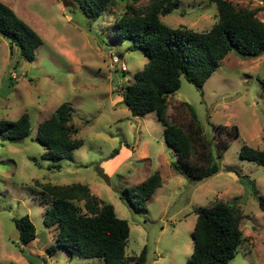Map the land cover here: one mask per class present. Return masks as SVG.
Here are the masks:
<instances>
[{
  "label": "rangeland",
  "instance_id": "374dc122",
  "mask_svg": "<svg viewBox=\"0 0 264 264\" xmlns=\"http://www.w3.org/2000/svg\"><path fill=\"white\" fill-rule=\"evenodd\" d=\"M0 1L42 39L34 60L27 63L18 47L0 35V119L15 120L26 112L31 121L26 138L10 142L0 135V261L105 264L99 258H71L60 248L47 253L57 230L43 223L50 201L39 185L82 183L127 221L125 256H138L145 246L144 264H189L193 210L235 200L242 213L243 241L228 264H264V209L250 187L252 183L258 195H264V167L239 156L243 142L264 150V86L257 80L264 79V54L244 58L230 51L201 91L180 77V87L168 97V117L185 127L190 114L179 104L186 102L221 155L217 174L191 181L171 166L177 157L165 143L164 128L154 112L133 116L121 103L122 86L147 62L141 49L132 48V41L113 29L114 17L134 0H112L96 19L79 9L81 0ZM228 1L256 10L264 23V0ZM146 2L137 0L140 5ZM216 19L211 0H180L176 11L161 16L169 26L197 31L207 30ZM112 55L119 59L114 67ZM63 102L72 110L75 137L82 144L72 151V161L62 159L59 168L48 169L53 162L41 159L44 148L35 134L38 124ZM219 125L224 127L219 130ZM115 158L122 163L110 175L108 165ZM180 162L187 168L191 158ZM157 171L161 186L151 199L143 202L132 196L146 211L132 210L120 198L125 188L130 190ZM24 215L35 226L36 237L21 245L13 219ZM128 257L122 264H134Z\"/></svg>",
  "mask_w": 264,
  "mask_h": 264
},
{
  "label": "trees",
  "instance_id": "16d2710c",
  "mask_svg": "<svg viewBox=\"0 0 264 264\" xmlns=\"http://www.w3.org/2000/svg\"><path fill=\"white\" fill-rule=\"evenodd\" d=\"M79 9L96 19L112 0H81ZM216 8V21L207 30H192L184 25L172 27L161 20L179 8L180 0H147L144 5L137 0L127 4L121 14L114 17L113 29L123 39L132 41V48L141 49L147 56L143 70L134 75L133 81L122 86L121 103L133 116L154 112L164 128L165 143L177 157L173 169L191 181L205 180L220 171L221 155L212 136L204 134L196 114L186 102L190 114L185 127L173 122L167 115L168 97L180 87L184 77L201 91L210 75L219 67L230 51L244 58H257L264 54V23L256 16V10L237 7L228 0H211ZM0 35L11 47L19 49L20 58L31 63L42 39L25 21L0 1ZM264 86V79H257ZM223 125H219L221 130ZM31 121L26 112L15 120L0 119V135L3 141L30 136ZM72 110L63 102L38 124L35 138L44 148L41 159L53 162L48 169L60 167L62 159L73 160L72 151L82 144L75 137ZM235 133L238 136L237 126ZM226 147L229 146L224 143ZM113 153H117L114 150ZM240 158L264 167V150L242 143ZM189 167L180 162L190 159ZM39 184V182H36ZM42 193L50 203L44 210L43 223L57 230L47 253L58 248L70 257L99 258L105 264H122L130 228L126 220L116 216L112 204L92 194L82 183L43 184ZM161 186L157 172L150 174L140 184L125 188L121 199L134 211H146L138 206L132 196L140 201L151 199ZM260 209H264V195H258L250 184ZM83 202L79 206V202ZM191 232L193 251L189 264H228L237 254L243 241L240 229L241 210L235 200L217 201L210 206H199ZM18 241L26 245L36 237L35 226L28 215L14 218ZM146 247L138 256H129L134 264H144ZM0 264H15L2 262Z\"/></svg>",
  "mask_w": 264,
  "mask_h": 264
},
{
  "label": "crops",
  "instance_id": "0c3cea01",
  "mask_svg": "<svg viewBox=\"0 0 264 264\" xmlns=\"http://www.w3.org/2000/svg\"><path fill=\"white\" fill-rule=\"evenodd\" d=\"M126 155L128 156L129 155V152H126ZM112 162L113 163H111L110 165H108L109 168H110V170H108V172L111 173L110 175H112V172H114L117 169V167L119 166V164L122 163V161L121 160L118 161L117 158L113 159Z\"/></svg>",
  "mask_w": 264,
  "mask_h": 264
},
{
  "label": "built area",
  "instance_id": "2783aa9c",
  "mask_svg": "<svg viewBox=\"0 0 264 264\" xmlns=\"http://www.w3.org/2000/svg\"><path fill=\"white\" fill-rule=\"evenodd\" d=\"M119 63V59L117 58L116 55H112V63H111V67H114L115 64H118ZM121 67H122V70L125 69V66L124 64H121Z\"/></svg>",
  "mask_w": 264,
  "mask_h": 264
},
{
  "label": "water",
  "instance_id": "95a60500",
  "mask_svg": "<svg viewBox=\"0 0 264 264\" xmlns=\"http://www.w3.org/2000/svg\"><path fill=\"white\" fill-rule=\"evenodd\" d=\"M19 139H9L10 142H17Z\"/></svg>",
  "mask_w": 264,
  "mask_h": 264
}]
</instances>
